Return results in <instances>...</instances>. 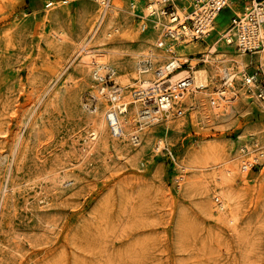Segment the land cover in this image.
<instances>
[{"label": "rangeland", "instance_id": "rangeland-1", "mask_svg": "<svg viewBox=\"0 0 264 264\" xmlns=\"http://www.w3.org/2000/svg\"><path fill=\"white\" fill-rule=\"evenodd\" d=\"M100 1L0 0V264H264V157L232 178L238 205L225 222L201 211L203 188L194 183L248 159L249 149L264 153V101L242 78L264 59L225 44L223 17L205 42L165 41L170 52L156 47L207 68L208 88L189 91V103L180 95L171 114L153 122L133 119L138 146L109 128L90 143L93 111L112 104L98 100L97 87L127 80L124 97L133 108L132 93L146 76L132 63L161 39L163 27L144 18L147 0ZM91 33L90 45L109 67L100 80L78 65ZM212 47L210 59L235 77L224 102L197 108L195 98L225 89L204 63ZM144 64L156 82L160 65ZM202 148L207 169L184 170Z\"/></svg>", "mask_w": 264, "mask_h": 264}, {"label": "bare ground", "instance_id": "bare-ground-1", "mask_svg": "<svg viewBox=\"0 0 264 264\" xmlns=\"http://www.w3.org/2000/svg\"><path fill=\"white\" fill-rule=\"evenodd\" d=\"M100 2L102 4L104 3L103 0ZM161 7L162 5L160 0H150L148 1L146 7H143V11L144 18L148 19L151 17L153 21L158 20L156 28H159V26L162 25V30L165 23L163 21L164 16L161 13ZM177 12L178 15L183 16L182 10L178 9ZM152 14H154L153 17ZM217 18L215 20H217ZM100 23L102 25V22ZM222 35L225 36L223 33ZM91 36L92 33L89 35L87 40L84 41L80 48L81 55H79L78 57V65H80L82 70L89 72V74L92 76L91 78L100 80L102 76L101 71L105 68L109 69V67L108 65H106V59L101 57L99 51L95 50L94 47L90 45V42L93 38ZM160 37L161 39L157 40L155 42V45H151V50H149L148 53L140 54V56L143 57L142 59H139V61L137 60L132 63V69L135 68L136 71H138L139 73H144V75L146 76L144 78H140L139 88L134 91V93H132V98H134L133 102L135 104L133 108L129 109L128 106L130 104V99L124 97L125 95L123 90L129 85L127 83V80L116 81V84L118 86H115L112 89H106L103 86L97 87V95H95L97 96L98 100L101 98L105 100L109 99L110 101H112V104L107 105V107L97 106V108L93 111L95 113V119H92L93 126L87 132V140L90 143L101 141L103 140V138L107 137V129H110V127L112 126L114 134H118L117 138L119 136L124 140L128 139L130 144L138 146L141 140L135 133V130L132 126L135 119L141 121L142 123L153 122L157 120L161 112L171 114V110L174 109L173 106H175V102H173V100H175L176 98H180V95L184 97L189 103L190 101H192V99H190L189 91L197 92L208 88L209 80L207 68L201 66L199 67V62L195 61V59H188L185 53H181L180 60L176 56H173L170 53H166L170 52L169 50L172 49L173 46L170 47V49L165 50L166 45L164 43L167 40H165L163 36L157 35V38ZM56 38L57 40H61V37L56 36ZM207 39L208 38H206L205 40ZM189 41L190 39H185V41H182L179 44H188ZM160 43L163 44L162 47H164V49L162 47H158ZM191 44L194 46L196 45V42L193 41V43H190L187 46L191 47ZM226 45L229 47H235L234 45ZM156 46L161 50H165L166 52L159 50ZM214 49L215 47L208 48L209 53L205 56L204 63L209 64V67L213 68L217 73L220 74L221 78L225 80L223 84L225 89L219 90V93L213 97L203 96L200 98H195V102H193L192 105L197 108H201L207 105L210 99H212L214 103L224 102L223 98L227 96V90H229L232 85L231 80L233 77H235L233 72L234 70L231 71L229 66L227 67V65L220 63L217 64L218 62L216 63L215 59H210V54L213 53ZM201 53L204 52H197V54ZM241 53L244 54L243 52ZM259 57L261 59H264V51H260ZM242 58L243 55L241 56V59L237 61L239 65H243ZM140 60L141 62L150 61V66H155L157 64L160 65V68L154 71L156 82H152L151 79L148 78L147 73L149 72V68L146 67L145 64L141 66ZM220 60H222V58ZM182 65H187L190 71L183 69ZM110 69L112 70L113 68ZM159 81L162 82L158 83ZM183 81H185L186 87L182 90V88H179L178 86ZM164 84H166L167 87L164 86ZM168 89L173 90V93H171V95L174 98L170 99V93L166 92ZM145 96L148 98H145ZM144 100L149 101L142 102ZM154 105H156V107ZM177 113L182 114L180 110L177 111ZM167 117L169 118V115H167ZM161 144V141H158L156 147H161ZM206 152L207 151L205 150V148H202L200 151L195 153L190 161L188 163H185L186 166H183V169H207V167L205 166L208 165L209 162H206L208 161V155ZM248 155L250 156L248 159L240 160L239 163H241V166H238L239 163H235L232 165H227L224 168H213V170L206 175L207 177L195 180L194 183H199L203 188V190L199 192V195L202 196V202L199 207L202 212H204L208 216H212L214 213H217V219L220 222H225L232 218L233 213L238 205L237 197L230 187L232 178L235 175H238V172L241 173V176H245L247 174L249 166H252L254 162L258 161L257 157H264V153L259 152L255 154L253 149L248 150ZM209 169L212 168L210 167ZM181 179H183V177H181ZM213 193L219 195L220 197H215L218 200V203L214 205L211 203V195Z\"/></svg>", "mask_w": 264, "mask_h": 264}, {"label": "built area", "instance_id": "built-area-1", "mask_svg": "<svg viewBox=\"0 0 264 264\" xmlns=\"http://www.w3.org/2000/svg\"><path fill=\"white\" fill-rule=\"evenodd\" d=\"M148 1L150 0H147V3ZM160 2L161 13L166 21L161 30L162 36L170 45H178L185 39L204 42L216 32L215 19L226 10L231 14L222 32L225 35L222 39L226 44L234 45L238 51L247 55H257L264 51V0H160ZM178 9L182 10L183 16L178 15ZM162 45L160 43L158 47ZM257 63L253 72L243 74V84L248 92L264 101V64ZM178 87L183 90L186 87L185 81ZM169 97L173 98L171 93ZM110 129L114 136L118 135L114 134L112 126ZM215 203H218L217 199Z\"/></svg>", "mask_w": 264, "mask_h": 264}, {"label": "crops", "instance_id": "crops-1", "mask_svg": "<svg viewBox=\"0 0 264 264\" xmlns=\"http://www.w3.org/2000/svg\"><path fill=\"white\" fill-rule=\"evenodd\" d=\"M230 13H229V17H228V19L227 18H225L224 16H221V13H220V15L218 16V18L219 17H223V18H219V22L220 23H224V25L226 24V26H227V24H228V20H229V18H230ZM209 38V37H208ZM258 55V57H259V53L257 54Z\"/></svg>", "mask_w": 264, "mask_h": 264}]
</instances>
